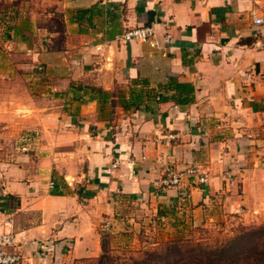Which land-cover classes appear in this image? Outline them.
Here are the masks:
<instances>
[{
  "label": "crops",
  "instance_id": "1",
  "mask_svg": "<svg viewBox=\"0 0 264 264\" xmlns=\"http://www.w3.org/2000/svg\"><path fill=\"white\" fill-rule=\"evenodd\" d=\"M18 8L0 29V231L12 218L18 264L98 257L104 230L127 231L130 202L195 226L264 221V0ZM140 25L159 46L122 38ZM171 78L192 101H175ZM131 90L140 106L123 103ZM167 166L195 172L164 186Z\"/></svg>",
  "mask_w": 264,
  "mask_h": 264
},
{
  "label": "rangeland",
  "instance_id": "2",
  "mask_svg": "<svg viewBox=\"0 0 264 264\" xmlns=\"http://www.w3.org/2000/svg\"><path fill=\"white\" fill-rule=\"evenodd\" d=\"M19 1L0 0V29L3 30L15 23V11H19ZM122 211L127 217L123 223L127 231L116 230V234L111 235L106 229L102 233V242H107V258H110L111 264H132L135 258L146 257V251L160 248L171 239L199 240L214 245L234 234L242 224L248 226L264 223V221L242 223L228 216L209 222L205 226H195L191 221L183 220L182 216L175 221L167 217H159L155 211L147 210L146 206L132 202ZM99 256L65 264H101Z\"/></svg>",
  "mask_w": 264,
  "mask_h": 264
},
{
  "label": "trees",
  "instance_id": "3",
  "mask_svg": "<svg viewBox=\"0 0 264 264\" xmlns=\"http://www.w3.org/2000/svg\"><path fill=\"white\" fill-rule=\"evenodd\" d=\"M91 10L80 9V14ZM168 88L175 89L172 97L177 103L188 104L193 99L194 86L190 83H180L171 78ZM91 89L99 93L98 97L103 102L110 95L101 88ZM142 98V92L131 90L129 98L123 103L140 106ZM146 255L144 258H135L132 264H264V223L242 224L234 234L214 245L199 240L171 239L160 248L146 251ZM99 257L101 264H111L110 258H107V242L103 243V252ZM105 258L107 260L102 261Z\"/></svg>",
  "mask_w": 264,
  "mask_h": 264
},
{
  "label": "built area",
  "instance_id": "4",
  "mask_svg": "<svg viewBox=\"0 0 264 264\" xmlns=\"http://www.w3.org/2000/svg\"><path fill=\"white\" fill-rule=\"evenodd\" d=\"M255 22L262 23L263 19L254 17ZM125 41L141 40L149 42L151 46H159L160 42L156 35V30L151 25H140L130 28L122 34ZM171 36L167 34L166 40L170 41ZM174 137V135H170ZM116 166V164H114ZM195 169H187L185 171H177L167 166L162 173L161 182L164 186L179 185L185 173L192 174ZM199 181L206 183L208 181L207 174L199 175ZM4 228L0 231V264H18L23 259V254L17 247V236L13 230V219L8 218L3 223Z\"/></svg>",
  "mask_w": 264,
  "mask_h": 264
}]
</instances>
